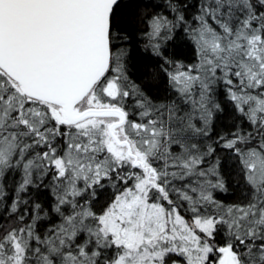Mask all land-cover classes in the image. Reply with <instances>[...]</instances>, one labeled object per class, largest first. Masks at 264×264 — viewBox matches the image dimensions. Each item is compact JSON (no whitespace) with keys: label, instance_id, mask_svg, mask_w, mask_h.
<instances>
[{"label":"snow or ice","instance_id":"1","mask_svg":"<svg viewBox=\"0 0 264 264\" xmlns=\"http://www.w3.org/2000/svg\"><path fill=\"white\" fill-rule=\"evenodd\" d=\"M125 6L0 0V264H264V0L136 15L163 61L159 100L128 74ZM178 33L192 63L164 55ZM221 92L235 130L213 139ZM219 153L243 180L237 203L217 198Z\"/></svg>","mask_w":264,"mask_h":264},{"label":"trees","instance_id":"2","mask_svg":"<svg viewBox=\"0 0 264 264\" xmlns=\"http://www.w3.org/2000/svg\"><path fill=\"white\" fill-rule=\"evenodd\" d=\"M160 2L161 0H122V3L126 5L123 10V16L126 20L125 27L134 38L133 42L128 45L131 49L129 52L128 74L131 80L154 100L165 98L168 90L167 77L160 70L163 61L152 55L150 51L145 52L143 50L142 45L145 41L139 36L140 26L136 24L135 17L143 11L155 10L151 5ZM164 55L173 61H182L183 63H192L194 57L192 46L184 39L183 33H178L175 40L167 45ZM164 67H168V65H164ZM219 99L224 111L216 116L213 139H215L216 132L225 133L235 130L233 125L236 115L231 105L225 100L222 92ZM219 155L221 156V172L225 177L228 191L218 194L217 198L225 204L237 203L241 199L243 180L237 175L227 155L225 153H219ZM13 187V183L9 181L6 188L8 193L6 199L9 202L14 196ZM30 194L32 199L49 211V215L55 220V216L50 211V206L53 203L50 192L46 189H40L30 190Z\"/></svg>","mask_w":264,"mask_h":264}]
</instances>
